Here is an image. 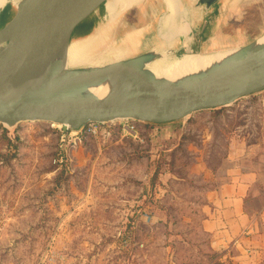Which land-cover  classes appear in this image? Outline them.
<instances>
[{
	"label": "rangeland",
	"instance_id": "374dc122",
	"mask_svg": "<svg viewBox=\"0 0 264 264\" xmlns=\"http://www.w3.org/2000/svg\"><path fill=\"white\" fill-rule=\"evenodd\" d=\"M251 1L241 0L239 11L220 25L217 40L226 43L216 42L202 53L248 45L264 35V0ZM134 10L124 11L120 23L107 30L100 6L76 26L74 37L103 32L94 54L117 48L118 59L166 48L157 33L143 31L151 16ZM12 15L11 7L3 9L0 25ZM75 130L45 122L0 123V264H43L42 251L60 231L58 223L72 225L79 218L93 222L82 231L99 240L91 239L94 248L109 238L116 244L125 232L122 226L128 220L136 223L132 217L141 204L156 205L154 220L161 223L151 230L141 228V234L149 231L162 244L170 239L186 256L193 245L205 241L195 230L197 216L192 212L201 190L215 183L205 174L220 173L240 154L238 162L264 179V89L169 123L127 119L102 123L90 134ZM86 206L92 209L80 213L78 207ZM67 230L70 237L78 232L72 226ZM70 240L66 247L72 257ZM203 250L198 247L197 255L208 254ZM161 252L154 264H164V248Z\"/></svg>",
	"mask_w": 264,
	"mask_h": 264
},
{
	"label": "water",
	"instance_id": "95a60500",
	"mask_svg": "<svg viewBox=\"0 0 264 264\" xmlns=\"http://www.w3.org/2000/svg\"><path fill=\"white\" fill-rule=\"evenodd\" d=\"M217 1L196 0V4L207 8ZM105 2L22 0L2 8L11 7L13 15L0 25V123L11 127L45 122L71 129L87 122L127 119L169 123L264 89V43L251 51L249 44L238 46L211 71L181 82L135 75L155 49L89 67L66 68L62 59L49 60L48 54L75 40L71 36L76 26ZM163 50L170 57L205 52L195 39L181 50ZM112 76L120 77L116 99L87 93Z\"/></svg>",
	"mask_w": 264,
	"mask_h": 264
},
{
	"label": "crops",
	"instance_id": "0c3cea01",
	"mask_svg": "<svg viewBox=\"0 0 264 264\" xmlns=\"http://www.w3.org/2000/svg\"><path fill=\"white\" fill-rule=\"evenodd\" d=\"M225 1L218 0L205 8L203 5L196 4V0H177V15L186 20L189 30L184 36L168 44L160 39V43L166 46L164 49L178 51L185 46H191L194 39L199 41L202 50L205 47L215 46L216 42L223 46L226 39L220 42L216 34L219 32L220 25L224 24V20L239 11L238 4L241 3V0ZM166 7L163 0H142L133 7L137 14L151 16L150 23H145L143 31L156 36L157 19L166 13ZM95 27L96 24L93 30ZM233 38L234 36L231 40ZM244 44L240 43L238 46ZM233 159L236 163L225 166L220 173L209 172L204 175L213 179L215 183L201 190L200 200L193 204L192 212L197 216L195 230L205 236V241L193 245L194 248H191L186 256H181L177 252L170 243V239L162 244V238L154 235L152 237L149 231L141 234V228L149 227L151 230L161 224L154 220L157 217L152 207L157 208L156 205L146 204L137 206L132 217L137 219L133 227H131L133 222L131 220H128L126 226H122L121 229L124 228L129 236L125 244L122 238H118L116 244V240L109 238L94 248L91 239L97 241L95 243L99 240L83 234L84 231H82L88 227V224L92 226L94 224L79 218L72 225H66L64 221L59 222L57 226L60 231L52 235L50 246L56 250L59 246L57 251L64 255V264H75L80 261L88 263L92 260L102 264H154L159 262L157 257L161 258L162 248L165 250L164 264H264V179L261 180L256 169L248 168L238 162V159H241L240 154H236ZM142 196L145 197V194ZM78 209L80 213L83 211L86 213L92 207H78ZM146 212L148 215H145ZM71 226L78 228V232L73 233L72 237H70V230H67ZM61 228L64 231L61 232ZM70 238H73L75 247L72 257L69 255L71 251L66 247L72 241ZM198 247H202L208 254L197 255ZM120 251H122L121 255H119ZM45 252L44 249L41 257Z\"/></svg>",
	"mask_w": 264,
	"mask_h": 264
},
{
	"label": "bare ground",
	"instance_id": "6f19581e",
	"mask_svg": "<svg viewBox=\"0 0 264 264\" xmlns=\"http://www.w3.org/2000/svg\"><path fill=\"white\" fill-rule=\"evenodd\" d=\"M3 1L5 6L7 3L18 5L22 0H0V6L3 4ZM141 1L106 0L104 4L105 29L114 28L120 23L121 13L124 10L137 6ZM163 1L167 6V11L160 17L158 16L156 31L162 42L168 44L184 36L189 30V25L182 16L177 15V0ZM2 8H0V12ZM128 36L126 35V37ZM104 37L105 33L103 32L97 35L92 32L86 37L77 38L68 44L63 43L59 45L47 57L49 60L62 59L66 68L89 67L102 64L106 60L118 59L121 56V50L117 48L112 50L108 48L94 54V49ZM263 43L264 35L257 37L251 42L247 46V50L251 51ZM236 49L227 48L207 53L201 52L199 54H185L173 57L168 56L163 49L157 50L154 52L153 58L145 62L134 73L136 76L150 75L155 81L172 80L181 82L192 75L211 71L215 66L220 65L225 59L232 56ZM119 78V76H112L100 84L89 87L87 93H92L103 99L114 100L120 95Z\"/></svg>",
	"mask_w": 264,
	"mask_h": 264
},
{
	"label": "built area",
	"instance_id": "2783aa9c",
	"mask_svg": "<svg viewBox=\"0 0 264 264\" xmlns=\"http://www.w3.org/2000/svg\"><path fill=\"white\" fill-rule=\"evenodd\" d=\"M101 125L102 123H98V122H87L83 124L81 127H79L78 130H75V131H80V129H83L85 133L90 134V133L96 132L101 127ZM64 127L66 129L69 128L67 126H64ZM145 215H148V213L146 212ZM133 226H134V222H131V227ZM128 237L129 236L126 231L121 234L122 242L124 244L127 242ZM52 239H53V236H50L49 241L47 243L46 252L43 254V260H42L43 264H64L63 263L64 255L59 251L53 250L50 246L52 244L51 243ZM75 264H102V263L97 260H92L88 263H86L85 261H80V262H76Z\"/></svg>",
	"mask_w": 264,
	"mask_h": 264
},
{
	"label": "flooded vegetation",
	"instance_id": "af4514ba",
	"mask_svg": "<svg viewBox=\"0 0 264 264\" xmlns=\"http://www.w3.org/2000/svg\"><path fill=\"white\" fill-rule=\"evenodd\" d=\"M101 7L103 8V6H101ZM74 36H75V34H74V32H73V33H72V36H71V39L75 38Z\"/></svg>",
	"mask_w": 264,
	"mask_h": 264
},
{
	"label": "trees",
	"instance_id": "16d2710c",
	"mask_svg": "<svg viewBox=\"0 0 264 264\" xmlns=\"http://www.w3.org/2000/svg\"><path fill=\"white\" fill-rule=\"evenodd\" d=\"M155 174L157 175V171L154 172V175H155Z\"/></svg>",
	"mask_w": 264,
	"mask_h": 264
}]
</instances>
